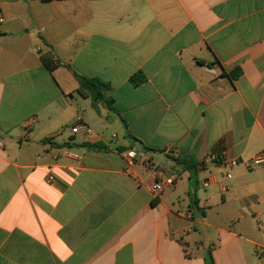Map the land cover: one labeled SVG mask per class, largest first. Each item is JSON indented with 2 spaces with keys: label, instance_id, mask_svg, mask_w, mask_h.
<instances>
[{
  "label": "crops",
  "instance_id": "1",
  "mask_svg": "<svg viewBox=\"0 0 264 264\" xmlns=\"http://www.w3.org/2000/svg\"><path fill=\"white\" fill-rule=\"evenodd\" d=\"M262 152L264 0H0V264H264Z\"/></svg>",
  "mask_w": 264,
  "mask_h": 264
},
{
  "label": "trees",
  "instance_id": "2",
  "mask_svg": "<svg viewBox=\"0 0 264 264\" xmlns=\"http://www.w3.org/2000/svg\"><path fill=\"white\" fill-rule=\"evenodd\" d=\"M43 1H52V0H43ZM44 62L50 68L51 70L54 69V66L50 65L48 62V59L45 57ZM240 75V72H233L232 77L236 78ZM74 76L76 80L79 83V93L84 96H90L94 102L95 105L98 103H104L106 104L110 109L113 110V104L114 100L112 98H108L107 92L109 90V85L100 79L97 78H87L84 76H81L77 73H74ZM145 81V78L142 75H136L132 77V84L134 86H139ZM95 147H98L99 145H94ZM89 147H92L91 145ZM179 163L186 165L188 170L192 173V170H196L197 163L191 159H183V160H177ZM155 202H153L154 204ZM210 261L213 263V259L210 255Z\"/></svg>",
  "mask_w": 264,
  "mask_h": 264
},
{
  "label": "built area",
  "instance_id": "3",
  "mask_svg": "<svg viewBox=\"0 0 264 264\" xmlns=\"http://www.w3.org/2000/svg\"><path fill=\"white\" fill-rule=\"evenodd\" d=\"M72 132L74 134H86L89 132V127L82 123V122H79L78 124H76L73 128H72ZM138 154L136 151L134 150H128V151H125L124 152V157L128 163V165L132 166L134 164V161L135 159L137 158ZM249 163H251L252 165L254 166H264V152L262 153H259L255 156H253ZM169 184L168 181H161V182H155L153 185H152V193L154 196H158L160 195L165 187ZM264 254V252H263Z\"/></svg>",
  "mask_w": 264,
  "mask_h": 264
}]
</instances>
